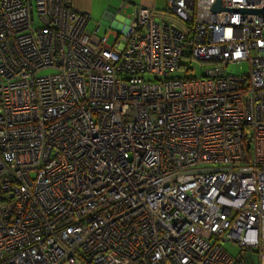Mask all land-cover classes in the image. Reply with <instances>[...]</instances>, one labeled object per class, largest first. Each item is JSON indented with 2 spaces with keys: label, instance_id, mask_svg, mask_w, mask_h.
Here are the masks:
<instances>
[{
  "label": "built area",
  "instance_id": "built-area-1",
  "mask_svg": "<svg viewBox=\"0 0 264 264\" xmlns=\"http://www.w3.org/2000/svg\"><path fill=\"white\" fill-rule=\"evenodd\" d=\"M217 1L0 0V264H264V0Z\"/></svg>",
  "mask_w": 264,
  "mask_h": 264
},
{
  "label": "crops",
  "instance_id": "crops-1",
  "mask_svg": "<svg viewBox=\"0 0 264 264\" xmlns=\"http://www.w3.org/2000/svg\"><path fill=\"white\" fill-rule=\"evenodd\" d=\"M74 11L91 16L89 31L100 36H119L127 31L138 7L152 8L159 13L167 9V0H68ZM123 2L127 5L122 6Z\"/></svg>",
  "mask_w": 264,
  "mask_h": 264
},
{
  "label": "rangeland",
  "instance_id": "rangeland-1",
  "mask_svg": "<svg viewBox=\"0 0 264 264\" xmlns=\"http://www.w3.org/2000/svg\"><path fill=\"white\" fill-rule=\"evenodd\" d=\"M113 41H114V38L110 37L109 38V44L113 43ZM191 68L193 69L192 71H193V73L195 74L196 77L202 75L203 70L200 68V64H198L196 62L192 63L191 64ZM228 72L231 73V74H234V75L244 74V73L247 72V65L229 67L228 68ZM190 73H192V72H190ZM50 74H52L51 71H47V72L43 73V75H50ZM180 75H182V73H180ZM146 79H149V78H146ZM226 249L233 256H237L238 253H239L238 248L234 244L226 245ZM252 262H254L253 259H252Z\"/></svg>",
  "mask_w": 264,
  "mask_h": 264
},
{
  "label": "water",
  "instance_id": "water-1",
  "mask_svg": "<svg viewBox=\"0 0 264 264\" xmlns=\"http://www.w3.org/2000/svg\"><path fill=\"white\" fill-rule=\"evenodd\" d=\"M213 10L216 12L223 10L222 5L220 3V0H218L217 3L214 5ZM242 12H244V13H264V9L259 10V11L243 10Z\"/></svg>",
  "mask_w": 264,
  "mask_h": 264
}]
</instances>
